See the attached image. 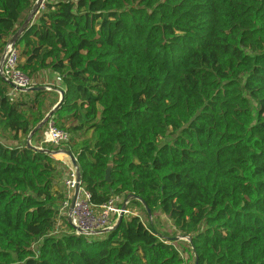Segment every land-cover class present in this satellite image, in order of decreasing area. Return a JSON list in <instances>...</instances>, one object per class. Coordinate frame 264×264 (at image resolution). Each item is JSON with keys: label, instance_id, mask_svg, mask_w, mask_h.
Returning <instances> with one entry per match:
<instances>
[{"label": "trees", "instance_id": "obj_1", "mask_svg": "<svg viewBox=\"0 0 264 264\" xmlns=\"http://www.w3.org/2000/svg\"><path fill=\"white\" fill-rule=\"evenodd\" d=\"M35 2L0 0V58ZM16 47L37 86H64L69 141L42 142L46 122L33 144L70 150L93 204L134 194L151 215L134 198L142 213L76 233L63 163L26 144L60 97L0 76V264H264V0H45Z\"/></svg>", "mask_w": 264, "mask_h": 264}, {"label": "built area", "instance_id": "obj_2", "mask_svg": "<svg viewBox=\"0 0 264 264\" xmlns=\"http://www.w3.org/2000/svg\"><path fill=\"white\" fill-rule=\"evenodd\" d=\"M20 54L16 47L10 41L6 44L4 52L0 58V76L9 84H13V89L20 87L28 89L37 86L35 80L26 76L20 71ZM46 89H50L47 85ZM17 90V89H16ZM13 91L11 92V94ZM70 139V134L57 126L50 118L45 126L43 142L51 143L57 147L64 145ZM66 200L62 203V210L66 212L67 218L70 216L75 226L76 233H80L77 228L85 231H96L111 228L121 212L117 198H111L102 205H95L91 201V194L83 185L80 186L75 206L72 212L69 207L74 196L76 181V170L72 166L65 178ZM117 218L115 219V217Z\"/></svg>", "mask_w": 264, "mask_h": 264}, {"label": "water", "instance_id": "obj_3", "mask_svg": "<svg viewBox=\"0 0 264 264\" xmlns=\"http://www.w3.org/2000/svg\"><path fill=\"white\" fill-rule=\"evenodd\" d=\"M45 0H36V2L34 3V6L32 7V10L30 12V14L28 15L25 23L23 24V26L17 31V33L11 38L10 42L13 44V45H16L17 43V40H18V37L21 35V33L23 32V30L25 29V27L29 24V22L33 19V17L35 16L36 12L38 11V9H40L43 5V2ZM12 86H14L13 84H11ZM15 88L17 90H22V91H28V90H42V89H46L43 85H40V86H33V87H30L28 89H22L20 87H16ZM61 94V97H60V100L59 102L50 110V112L46 115V117L44 118V120L37 126L35 127L31 133L28 135V138H27V141H26V144L28 147H31V148H34L36 150H43V151H46V152H49L53 155L59 153V152H62V153H65L69 158H70V161L72 163V166L75 168L76 170V181H77V185L75 187V192H74V196L72 198V201H71V204H70V207H69V211L72 212L73 209H74V206H75V201H76V198L78 196V192H79V188L80 186L82 185V179H81V172H80V168H79V165H78V161H77V158L74 156V154L68 150V149H60V150H47V149H43L42 147H37L35 146L33 143H32V136L33 134L40 128V127H43L44 124L51 118V115L53 113V111L58 107V105L60 104L61 100L63 99V95H64V90H61L60 92ZM110 175H111V165L108 166L107 170H106V176H105V179L107 181H110ZM138 199L142 202V204L144 205V207L146 208V211L149 215H151V211L149 209V207L146 205L145 201L140 198L139 196L137 195H134V194H130L127 196V198L125 199L124 203L122 204V211L121 213L119 214V217H118V221L111 227V228H107V229H102V230H96V231H85V230H82L81 228H77V230L80 232V233H85V234H96V233H104V232H107L115 227H117L123 217H124V213L126 212L127 210V204L129 203V201L131 199ZM68 220V223L70 225H72L73 227H75L72 223V219L71 217L69 216L67 218ZM186 239V240H189L188 237H182V236H177L176 239Z\"/></svg>", "mask_w": 264, "mask_h": 264}, {"label": "crops", "instance_id": "obj_4", "mask_svg": "<svg viewBox=\"0 0 264 264\" xmlns=\"http://www.w3.org/2000/svg\"><path fill=\"white\" fill-rule=\"evenodd\" d=\"M39 82L41 83L40 85H43V86L47 85L48 87H50V89H45V90H48L51 92L49 94L50 98L47 101V103L55 100L58 95H59V97H61L60 92H61V90L64 89V86L61 82L60 76L57 73L49 71V70L41 72L39 75ZM42 142H43V139H42ZM60 149H58V150H60ZM54 156L57 160L61 161L64 165V169L66 171V174L64 176V179H65L69 170L72 167V163L70 161V158L65 153H62V152H59V153L55 154ZM62 186L64 188L63 181H62ZM60 224H62V223H60Z\"/></svg>", "mask_w": 264, "mask_h": 264}, {"label": "rangeland", "instance_id": "obj_5", "mask_svg": "<svg viewBox=\"0 0 264 264\" xmlns=\"http://www.w3.org/2000/svg\"><path fill=\"white\" fill-rule=\"evenodd\" d=\"M80 139H81V137L78 136L77 140H80ZM47 145L55 147V145H53L51 143H47ZM57 148H59V147H57ZM121 211H122V207H121ZM140 212L142 213V211L140 210L139 207H133V206L128 207V204H127V210L124 213V215L128 216L130 214H140ZM118 217H119V215H118ZM116 218H117V216L115 217V219ZM117 221H118V218L115 220V223ZM148 222L153 223L154 226L156 227V229H158L159 231L166 233V234H173L176 231V228H175L174 224L172 223V221L170 220V218L161 212H157L154 216L150 217V220H148ZM62 224H63V222H62ZM58 229L64 230L66 228H65V225L63 224V225L59 226ZM180 248L182 249V252L185 254V250H184L185 247L183 245H180Z\"/></svg>", "mask_w": 264, "mask_h": 264}]
</instances>
